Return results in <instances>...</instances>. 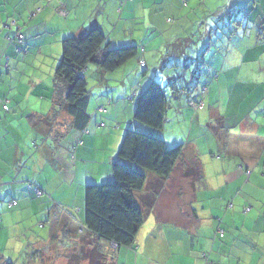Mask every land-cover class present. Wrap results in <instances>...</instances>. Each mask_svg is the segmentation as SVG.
Instances as JSON below:
<instances>
[{
	"label": "crops",
	"instance_id": "1",
	"mask_svg": "<svg viewBox=\"0 0 264 264\" xmlns=\"http://www.w3.org/2000/svg\"><path fill=\"white\" fill-rule=\"evenodd\" d=\"M137 24L145 30L138 36ZM94 27L104 32L108 48L137 46L142 68L190 72L169 75L167 85L212 82L205 95L200 91L188 105L181 100L175 110V118L190 124L187 141H171L167 129L149 131L114 101L103 116L96 111L107 101L92 104L89 93L90 122L86 131L75 129L55 104L51 83L44 93L52 101L49 114L32 110L27 69L35 66V46L48 38L56 44L79 38ZM19 32L22 44L15 41ZM97 76L107 81L99 70ZM122 92L139 96L132 86ZM0 99L9 102L8 111L0 104V264L21 263L1 250L15 225L32 224L33 210L52 226L46 238L32 236V264L39 257L42 264H264V0H0ZM200 102L204 108L196 110L192 103ZM124 125L163 139L168 149L182 144V156L198 161L189 165L183 156L163 182L146 175L138 203L144 207L159 190L129 247L90 234L84 204L87 186L114 182V149L123 142L116 133ZM83 171L90 181L76 188Z\"/></svg>",
	"mask_w": 264,
	"mask_h": 264
},
{
	"label": "trees",
	"instance_id": "2",
	"mask_svg": "<svg viewBox=\"0 0 264 264\" xmlns=\"http://www.w3.org/2000/svg\"><path fill=\"white\" fill-rule=\"evenodd\" d=\"M132 60H140L137 46L108 48L106 35L97 27L79 38L62 41V59L54 76L53 96L55 104L61 105L72 117L75 129L86 131L90 122L88 69L94 66L106 75L115 73ZM108 100L113 104V100ZM134 100L135 120L153 131H163L169 109L164 88L153 81L137 98L133 97ZM0 104L3 110H9L7 100L0 99ZM181 157V146L168 149L159 137L127 130L112 165L114 182L86 188L85 226L88 232L120 247L132 246L159 190L157 188L145 199L144 207L138 203L136 193L143 190L147 180L140 169L155 174L163 182L170 177Z\"/></svg>",
	"mask_w": 264,
	"mask_h": 264
},
{
	"label": "rangeland",
	"instance_id": "3",
	"mask_svg": "<svg viewBox=\"0 0 264 264\" xmlns=\"http://www.w3.org/2000/svg\"><path fill=\"white\" fill-rule=\"evenodd\" d=\"M88 6L89 5H86L85 8ZM93 9H94V7H92L86 13V15L84 17H88V16L92 15L91 11ZM36 11H38V9H36ZM36 11H35V13H36ZM119 13H118V15L121 16L122 13H120V14ZM229 13H232V11L228 12L227 15H229ZM33 15H35V14L33 13L32 16ZM98 15H101V14H98ZM98 15H96V17ZM236 17L237 16H235L234 19H236ZM138 27H140V28H138ZM141 29H142V27L137 24V26H135L133 31H135V34L138 36L139 34H141V32L145 31V30L143 31ZM133 41L135 42L134 39H133ZM57 42H59V43L56 44L54 42V40L51 38H48L45 41L43 40V41L39 42L37 44L39 46V48H37V46H35L37 50L33 51L34 57L32 59V62H35V66L34 67L32 66V69H27V75H28L27 79L28 80L31 79V81L33 82L32 83V94L34 95V97L32 100L33 101L32 102V110H35V111L42 110L43 115H48L49 111L52 108L51 107L52 101H50L49 97L44 94L46 86L49 83H51L52 90H54L55 72H56V70H57V68L61 62V59H62L61 39H57ZM130 46L131 45L128 44V46H124V47H130ZM146 57L150 62V59L148 58V57H151L150 54H148V56H146ZM90 68H92L93 73H91V75L87 74L88 75L87 81L89 84L88 85L89 86L88 87L89 95L92 97V100H93L92 104L93 103L98 104L100 102L99 100H106L107 101L106 107L111 106V105H108L109 100H107V98H111V100L113 99L115 104H119V103L121 104L119 110L124 115L126 113L131 114L132 116L135 115L136 100H134V101L130 100L131 92L127 95H124L122 92L123 90L128 89L130 86H132V88L135 87V91H137L138 94H141L143 91H145V89H147V87L153 81H157L160 85H162V87L165 88V90H167L166 95H167L168 101H169V109L167 112L164 129L165 130L167 129L166 136L168 135V132H173V134H172L173 137H172L171 141H175L176 143H179V142L183 143V141L184 142L187 141V139L189 138V134H190L189 130L191 127H190V124L188 122H185L182 119L179 120L178 118L174 117L175 110L180 105H183L182 103H180L181 100H183L185 102L184 105H188L187 101L189 99H191L192 97L197 98L199 96L200 91L202 92L204 87H208L212 83V82H208V84L204 85L206 82L202 81L198 87L197 86L198 83L197 82L192 83L191 78H189L188 79V85H185V84L183 85V83H182L183 80H181V79L176 81L175 84H168L167 85V81H168L167 77H169V75H173V76L180 75L181 76V75H184L185 73H188L187 75L191 76L190 72L179 71L176 69L161 71L159 69L156 70L153 65H149V68H142L141 66L137 65L136 60H132L129 63H127V65L123 69L116 71V73L106 74L107 81L104 84H102L101 80L97 76V68H95L94 66L90 67ZM128 70H129V74H128ZM21 73H24V72L21 70ZM161 83H164V84H161ZM180 84H181V87H180ZM176 86L178 89H176ZM35 88H37L38 90H37V92L34 93L33 91ZM132 94H133V92H132ZM202 94L205 95V93H203V92H202ZM188 95L190 96V98L186 99L185 96H188ZM42 96H43V99L41 100ZM35 100H36V102H35ZM107 108L109 109L110 107H107ZM122 110H127V111L125 112ZM132 110H134V112H132ZM206 112H205V114L208 116V114ZM102 115L105 116L104 113ZM102 118H104V117H102ZM108 126H110V124H108ZM117 128L118 127H115L116 130H117ZM146 128L149 131L154 132L155 134H161L164 132V129H163V131L158 132L155 130L154 131L151 130L149 127H146ZM130 129H133V128H127L126 125H124L121 128V130L117 131V133H116L118 138L120 139V137H122V140H123V137H124L126 131L130 130ZM196 129H197V126H196ZM133 130L138 131L136 129H133ZM33 138L34 137H32V140H33ZM33 142H34V140H33ZM204 143H205V141L203 140L202 144H204ZM121 144H122V141L120 142L118 148L115 146L114 151L116 153L119 150ZM171 145H172V143H171ZM181 145L182 144H178V145L170 147L169 149H174V148L179 147ZM213 155H215V154H213ZM183 156H185L187 158V160L185 162L189 165L192 164L191 162H198L197 160H193V158H190L186 154H184ZM183 156L179 159V162L183 158ZM210 157H211L210 154H208L207 158H210ZM208 167L211 168L212 167L211 164ZM93 168H94V166H89L86 169V171L89 173ZM140 171L145 175L150 174V173L145 172L141 169H140ZM83 173H85V172L84 171L80 172L77 175L78 182H76L77 186H74V187L79 188L80 184L83 183L84 181H90L89 177H91V175L90 174H84L82 176ZM82 180H83V182H82ZM85 183H88V182H85ZM97 185H99V184H97ZM100 185H105V184H100ZM51 187H55V184H51ZM44 193H45L43 195L44 197H47V196L51 197L50 195H48L49 192L45 191ZM36 195H37V192H36ZM36 199H39V196H37ZM84 204H85V201H84ZM6 206H7V201H6ZM33 206L35 208H38L39 204H36V202L34 201ZM58 207H57V209H58ZM33 213L34 214L32 215V224L28 225L26 223L25 224L20 223V224L15 225L16 228H15V231L13 233V238L10 241L9 246H7L4 250H1V253H3V255L5 254L13 262H15V261L17 262L19 260L21 262L19 264H32V262H29V258H30V256L32 258V249L36 247L34 238H32V236L37 234L41 238H46L48 233L51 231L52 225H51L50 221L48 220V216H46V215L44 216L42 213L35 214V210H33ZM76 216H78V215H76ZM43 223L47 226V229L42 228L41 224L43 225ZM27 233H28L29 238L25 237V235ZM23 249H25L26 252H23ZM43 260L44 259H41V257H39L37 264H42ZM35 263L36 262H33V264H35Z\"/></svg>",
	"mask_w": 264,
	"mask_h": 264
},
{
	"label": "built area",
	"instance_id": "4",
	"mask_svg": "<svg viewBox=\"0 0 264 264\" xmlns=\"http://www.w3.org/2000/svg\"><path fill=\"white\" fill-rule=\"evenodd\" d=\"M15 38H16V42H19L20 44L24 43V41H25V36H24L23 33H18V34L16 35ZM140 65L144 67V66H145V63H144L143 61H141ZM206 92H207V89L204 90V93H206ZM135 96H136V94L133 93L132 96H131V98H130V100H131L133 97H135ZM111 103H112V102L109 100L108 104H111ZM192 105L194 106V108H195L196 110H203V108H204V103H203V102H200L199 104L192 103ZM4 108L7 110V109H8V106L4 104ZM97 112H98V113H106V107H101V108H99V109L97 110ZM103 126H104V125H103ZM36 192H37V195H38V196H41V195H42V191H41V190L37 189ZM12 205H15V202H12L10 206H12ZM223 233H224V232H221V236H222V237L224 236Z\"/></svg>",
	"mask_w": 264,
	"mask_h": 264
},
{
	"label": "clouds",
	"instance_id": "5",
	"mask_svg": "<svg viewBox=\"0 0 264 264\" xmlns=\"http://www.w3.org/2000/svg\"><path fill=\"white\" fill-rule=\"evenodd\" d=\"M144 62V61H143ZM141 63V62H140ZM132 100V99H131ZM108 105H111V104H108ZM106 112H107V110H106ZM104 126H105V124H103Z\"/></svg>",
	"mask_w": 264,
	"mask_h": 264
}]
</instances>
